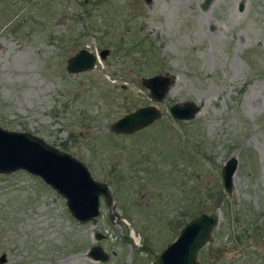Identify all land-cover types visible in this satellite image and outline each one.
<instances>
[{
  "label": "rangeland",
  "instance_id": "1",
  "mask_svg": "<svg viewBox=\"0 0 264 264\" xmlns=\"http://www.w3.org/2000/svg\"><path fill=\"white\" fill-rule=\"evenodd\" d=\"M202 1L0 0V125L71 153L113 197L79 222L39 176L0 173L2 264H149L199 210L217 208L200 264H264V0ZM81 47L109 52L67 71ZM166 72L174 79L154 99L141 79ZM186 100L197 113L175 119L170 104ZM145 104L162 116L111 131ZM95 244L107 259L87 254Z\"/></svg>",
  "mask_w": 264,
  "mask_h": 264
},
{
  "label": "water",
  "instance_id": "2",
  "mask_svg": "<svg viewBox=\"0 0 264 264\" xmlns=\"http://www.w3.org/2000/svg\"><path fill=\"white\" fill-rule=\"evenodd\" d=\"M210 0H203L201 7ZM109 52L102 48L98 53L87 47L79 48L66 59V70L78 72L94 67L98 58ZM174 75L155 73L143 76L141 82L147 87L152 98L161 100L167 94ZM199 106L193 101L174 102L169 111L175 119L188 120L195 116ZM162 112L153 104L139 105L116 118L110 125L114 133L131 134L160 118ZM238 159L230 155L221 167V176L226 190L233 184V174ZM18 169L39 176L65 199V204L79 222L90 221L100 214L101 200L106 205L112 203L108 184L94 178L86 164L71 153L49 144L42 137L25 130H10L0 125V173H10ZM218 208L202 211L187 220L177 235L168 242L149 264H200L198 251L211 240V233L218 222ZM100 232L96 238H102ZM87 254L94 260H105L109 254L99 245H92ZM5 254H0V264Z\"/></svg>",
  "mask_w": 264,
  "mask_h": 264
},
{
  "label": "trees",
  "instance_id": "3",
  "mask_svg": "<svg viewBox=\"0 0 264 264\" xmlns=\"http://www.w3.org/2000/svg\"><path fill=\"white\" fill-rule=\"evenodd\" d=\"M199 212H201V210H199ZM199 212H197V213H199ZM197 213H196V214H197Z\"/></svg>",
  "mask_w": 264,
  "mask_h": 264
}]
</instances>
